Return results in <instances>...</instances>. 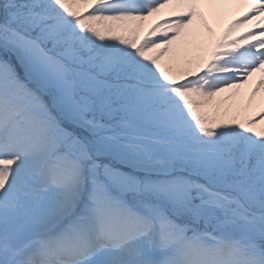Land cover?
Returning <instances> with one entry per match:
<instances>
[{
  "label": "snow or ice",
  "instance_id": "1",
  "mask_svg": "<svg viewBox=\"0 0 264 264\" xmlns=\"http://www.w3.org/2000/svg\"><path fill=\"white\" fill-rule=\"evenodd\" d=\"M262 89L264 0H0V264H264Z\"/></svg>",
  "mask_w": 264,
  "mask_h": 264
},
{
  "label": "rangeland",
  "instance_id": "2",
  "mask_svg": "<svg viewBox=\"0 0 264 264\" xmlns=\"http://www.w3.org/2000/svg\"><path fill=\"white\" fill-rule=\"evenodd\" d=\"M154 18L156 20L158 17H154ZM174 54H178V53H176L174 51L173 53H169L168 56H171V55H174ZM168 56H166L165 59H167ZM253 76H255V78L258 77L257 73L254 74ZM252 80H253V77L251 78V80L249 81V83L247 85H245L244 88L241 90L240 96H238L236 98L237 103L241 107H243L247 103V96H248L251 88L253 87V86L250 87ZM262 101H264V89L261 90V93L257 96L256 101L252 105V108L248 109V112H251V111L255 110V108L257 107V105L260 104Z\"/></svg>",
  "mask_w": 264,
  "mask_h": 264
},
{
  "label": "bare ground",
  "instance_id": "3",
  "mask_svg": "<svg viewBox=\"0 0 264 264\" xmlns=\"http://www.w3.org/2000/svg\"><path fill=\"white\" fill-rule=\"evenodd\" d=\"M234 11H235V9L229 8V9L225 10V14L220 16L218 19H213L211 21L212 26L217 31V33L222 31V29L227 25V23L231 19V16H232ZM154 20H155V18L153 17L152 19L149 20V22H146L145 27L147 28V26L149 24H151L150 22H153ZM250 87H251V85H250Z\"/></svg>",
  "mask_w": 264,
  "mask_h": 264
}]
</instances>
